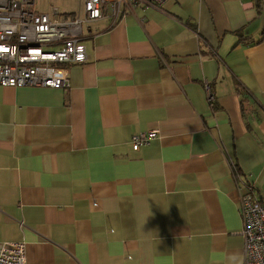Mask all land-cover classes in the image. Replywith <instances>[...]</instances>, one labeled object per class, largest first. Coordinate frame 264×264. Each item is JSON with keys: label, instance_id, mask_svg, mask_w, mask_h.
<instances>
[{"label": "crops", "instance_id": "1", "mask_svg": "<svg viewBox=\"0 0 264 264\" xmlns=\"http://www.w3.org/2000/svg\"><path fill=\"white\" fill-rule=\"evenodd\" d=\"M104 11L68 87L0 86V242L24 241V264H243L244 186L264 204V4Z\"/></svg>", "mask_w": 264, "mask_h": 264}, {"label": "built area", "instance_id": "2", "mask_svg": "<svg viewBox=\"0 0 264 264\" xmlns=\"http://www.w3.org/2000/svg\"><path fill=\"white\" fill-rule=\"evenodd\" d=\"M164 0H83V13L37 11L35 0H0V86L68 87L66 65L82 63L87 54L81 42L82 27L122 8L159 5ZM264 4V0H261ZM115 18V17H113ZM209 104L213 95L207 91ZM157 135L156 130L131 136L133 150ZM239 209L242 219L243 264H264V204L251 186H244ZM24 241L0 242V264H24Z\"/></svg>", "mask_w": 264, "mask_h": 264}, {"label": "rangeland", "instance_id": "3", "mask_svg": "<svg viewBox=\"0 0 264 264\" xmlns=\"http://www.w3.org/2000/svg\"><path fill=\"white\" fill-rule=\"evenodd\" d=\"M53 6L60 11L83 13V0H35L34 4L37 11L43 12H49Z\"/></svg>", "mask_w": 264, "mask_h": 264}, {"label": "trees", "instance_id": "4", "mask_svg": "<svg viewBox=\"0 0 264 264\" xmlns=\"http://www.w3.org/2000/svg\"><path fill=\"white\" fill-rule=\"evenodd\" d=\"M213 104H214V103H213ZM213 104H212V105H213ZM212 107H214V106H212ZM236 168H237V167L235 166V170H236ZM233 169H234V167H233ZM235 170H234V172H235ZM259 201H260V200H259ZM260 202H261V201H260Z\"/></svg>", "mask_w": 264, "mask_h": 264}]
</instances>
